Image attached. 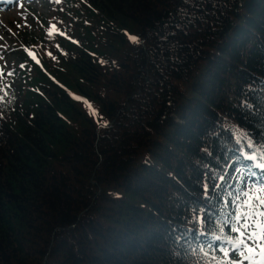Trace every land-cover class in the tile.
I'll use <instances>...</instances> for the list:
<instances>
[{
  "label": "trees",
  "instance_id": "1",
  "mask_svg": "<svg viewBox=\"0 0 264 264\" xmlns=\"http://www.w3.org/2000/svg\"><path fill=\"white\" fill-rule=\"evenodd\" d=\"M43 1L0 84V264H228L264 186V0Z\"/></svg>",
  "mask_w": 264,
  "mask_h": 264
},
{
  "label": "rangeland",
  "instance_id": "2",
  "mask_svg": "<svg viewBox=\"0 0 264 264\" xmlns=\"http://www.w3.org/2000/svg\"><path fill=\"white\" fill-rule=\"evenodd\" d=\"M47 9L48 6L43 0H12L7 6H0V84L7 86L16 82V65L20 62L19 58H15L16 53L22 51L30 54V49L24 46L20 40V35H26L33 40L37 39L42 31L53 28L51 23H45L44 21V17L48 16ZM260 189L255 188L256 194L254 196L264 197V191ZM251 212L252 208L247 207L243 215L248 216L249 223L252 222L249 215ZM243 227L244 220L242 218L240 228ZM248 231H251V229ZM245 241L253 248L258 247V245L247 240V238H245ZM238 242H231L224 247V249L229 250V256H224L226 260L230 261L233 258L232 249L234 244ZM242 250L247 251V248L242 246ZM260 259L259 255L254 256L255 264H259ZM242 264H253V261L245 260L242 261Z\"/></svg>",
  "mask_w": 264,
  "mask_h": 264
},
{
  "label": "snow or ice",
  "instance_id": "3",
  "mask_svg": "<svg viewBox=\"0 0 264 264\" xmlns=\"http://www.w3.org/2000/svg\"><path fill=\"white\" fill-rule=\"evenodd\" d=\"M135 39V38H133ZM261 169H264V164L259 165ZM255 176V173L252 174ZM215 179V177H214ZM255 184H259L258 181L254 182ZM206 187V186H205ZM264 191V187L260 189ZM249 194L245 193L247 198ZM207 198V196L205 197ZM245 207H251L252 212L249 213L251 216L252 222H248V216L245 215L243 217L237 216L236 219L239 221L241 218L244 220V227H233L231 228L232 232H235L240 237L239 242L234 244L232 249V259L228 262V264H242V261L249 260L253 261L255 264L254 256L259 255L261 257L259 264H264V197L255 196L252 197V202L250 204L246 203ZM251 229V231H248ZM200 235L206 233H199ZM245 238L247 240L254 242L258 245L257 248L251 247L246 243ZM230 243L232 241H229ZM243 248H247V251L242 250ZM224 256H229V250L222 249Z\"/></svg>",
  "mask_w": 264,
  "mask_h": 264
},
{
  "label": "bare ground",
  "instance_id": "4",
  "mask_svg": "<svg viewBox=\"0 0 264 264\" xmlns=\"http://www.w3.org/2000/svg\"><path fill=\"white\" fill-rule=\"evenodd\" d=\"M12 0H0V6L1 5H5V6H7L10 2H11Z\"/></svg>",
  "mask_w": 264,
  "mask_h": 264
}]
</instances>
